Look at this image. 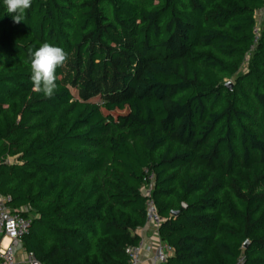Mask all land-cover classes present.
<instances>
[{
  "label": "trees",
  "instance_id": "obj_1",
  "mask_svg": "<svg viewBox=\"0 0 264 264\" xmlns=\"http://www.w3.org/2000/svg\"><path fill=\"white\" fill-rule=\"evenodd\" d=\"M259 10L263 0H32L15 24L0 0V196L31 216L27 253L130 264L147 169L163 264H264ZM45 42L68 54L50 99L32 90L29 58Z\"/></svg>",
  "mask_w": 264,
  "mask_h": 264
},
{
  "label": "built area",
  "instance_id": "obj_2",
  "mask_svg": "<svg viewBox=\"0 0 264 264\" xmlns=\"http://www.w3.org/2000/svg\"><path fill=\"white\" fill-rule=\"evenodd\" d=\"M264 1V0H263ZM258 23L254 27V33H258ZM154 185L153 172L145 169L144 182L140 188L141 194L146 197V219L144 226H151L157 236V249L153 250L152 244L140 238L136 245L126 248V253L129 256L130 264H139L140 255L143 249L153 253L151 264H163L167 259V254L171 251L169 245L163 242L158 235V226L161 223V217L157 212L154 199L152 197ZM9 196H0V264H14V255L12 251L13 245L22 244V239L28 234L31 223V216L24 215L20 210H12L7 202ZM26 211V208L23 209ZM141 237V236H140ZM8 242L3 244V240ZM28 264H43L35 259L32 253H27Z\"/></svg>",
  "mask_w": 264,
  "mask_h": 264
},
{
  "label": "clouds",
  "instance_id": "obj_3",
  "mask_svg": "<svg viewBox=\"0 0 264 264\" xmlns=\"http://www.w3.org/2000/svg\"><path fill=\"white\" fill-rule=\"evenodd\" d=\"M3 4L13 22L20 24L25 21V13L31 8L32 0H3ZM29 58L32 90L45 98H52L57 87L56 70L66 63L68 54L61 47L45 42L35 51L29 49Z\"/></svg>",
  "mask_w": 264,
  "mask_h": 264
},
{
  "label": "crops",
  "instance_id": "obj_4",
  "mask_svg": "<svg viewBox=\"0 0 264 264\" xmlns=\"http://www.w3.org/2000/svg\"><path fill=\"white\" fill-rule=\"evenodd\" d=\"M263 13L262 10L257 11L256 15L257 17L260 16V14ZM139 234L141 238L146 242V244L150 243L152 244L153 250L157 249L158 239L157 236H155V232L151 226H143L139 230ZM8 242L7 239L3 240V244H6ZM12 251L14 255V264H25L27 261V252L25 251L22 244L13 245ZM152 255L153 253L150 251H147L143 249L141 251L140 255V262L139 264H151L152 263Z\"/></svg>",
  "mask_w": 264,
  "mask_h": 264
},
{
  "label": "rangeland",
  "instance_id": "obj_5",
  "mask_svg": "<svg viewBox=\"0 0 264 264\" xmlns=\"http://www.w3.org/2000/svg\"><path fill=\"white\" fill-rule=\"evenodd\" d=\"M263 12H264V11H263ZM262 15H263V13H261L260 16L257 17L258 25H259V22H260V19H261ZM91 101H92V102H95V103H99V102H100V100L98 99V97H94V98H92ZM120 112H121V111H115L114 113H115V114H116V113L118 114V113H120ZM25 264H28V262L26 261Z\"/></svg>",
  "mask_w": 264,
  "mask_h": 264
},
{
  "label": "water",
  "instance_id": "obj_6",
  "mask_svg": "<svg viewBox=\"0 0 264 264\" xmlns=\"http://www.w3.org/2000/svg\"><path fill=\"white\" fill-rule=\"evenodd\" d=\"M226 86L230 87V86H231V82H230V81H227V82H226ZM247 244H248V241L246 240V241L243 243V247L246 248V247H247Z\"/></svg>",
  "mask_w": 264,
  "mask_h": 264
}]
</instances>
